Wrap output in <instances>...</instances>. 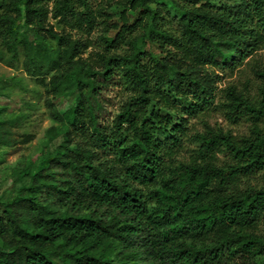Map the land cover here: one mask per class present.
Returning <instances> with one entry per match:
<instances>
[{
  "label": "trees",
  "instance_id": "obj_1",
  "mask_svg": "<svg viewBox=\"0 0 264 264\" xmlns=\"http://www.w3.org/2000/svg\"><path fill=\"white\" fill-rule=\"evenodd\" d=\"M153 1L118 0L123 23L106 38V51L85 57L90 44L65 27L96 24L90 0H0L8 65L24 59L26 72L46 87L52 118L67 127L0 200V264H253L264 254V180L252 183L264 172V96L258 107L229 87L225 105L233 117L250 114L251 134H198V156L180 166L173 161L186 119L174 123L153 108H176L177 99L186 104L181 113L207 108L216 70L264 46V0H171L183 11L179 32L163 28ZM127 10L139 16L129 20ZM140 39L165 54L142 50ZM119 43L127 50L111 52ZM112 86L127 94L106 124L104 92ZM71 94L75 101L59 111ZM163 128L168 136L159 138ZM56 136L53 126L50 139ZM219 152L229 155L223 165L215 161Z\"/></svg>",
  "mask_w": 264,
  "mask_h": 264
},
{
  "label": "rangeland",
  "instance_id": "obj_2",
  "mask_svg": "<svg viewBox=\"0 0 264 264\" xmlns=\"http://www.w3.org/2000/svg\"><path fill=\"white\" fill-rule=\"evenodd\" d=\"M201 1L221 6L239 3V0ZM201 1L197 4L200 5ZM90 2L96 13V24L91 29L82 30L70 26L65 27L66 32H71L74 37H79L90 44V47L83 53L85 57L91 54L94 56L98 51H106V38H112L117 30L115 26L119 27L123 23L121 17L123 10L117 7L118 0H90ZM151 6L158 9L164 17L161 18L163 28L179 32L180 19L183 15L180 8L175 6L171 0H154ZM125 15L129 20L139 16L133 10L125 11ZM49 20L56 30L60 31L64 28V25L51 15ZM139 30L140 28L136 30V33L140 32ZM49 46L57 47V41H49ZM138 46L142 50L165 54L158 46H152L141 39L138 41ZM127 48L119 43L111 47V52H125ZM0 56H2L0 58V200H7L14 193V189L21 184L17 179L18 171L35 165L42 154L48 153L59 144L67 127L52 118L50 109L45 103V98L48 96L46 87L40 79L26 72L24 59L21 58V62L12 67L8 65V53L2 52L1 47ZM54 73L55 71H51L45 76L46 82H49ZM216 74L214 99L209 101L208 107L199 113H181L183 106H186L181 99H177L176 108L153 107L161 115H171L174 123H178L181 116L186 119V134L183 136L181 149L173 161L176 166L189 164L196 159L201 145L200 139L197 138L198 134L223 133L237 139L251 134L253 121L249 117L250 114H242L240 117L230 115L229 108L225 105L227 103L226 90L229 87H235L245 98L254 102L258 107L260 106L264 96V46L234 68L216 70ZM13 77H15V82L10 81ZM104 94L108 98V106L103 120L108 124L118 112L127 93H124L120 87L112 86L105 90ZM75 98V94L67 96L58 105V110L63 112L75 101ZM53 126L56 127L57 136L51 140L50 128ZM259 126L264 128V115L259 121ZM168 132V129L163 128L158 133V137L164 138L168 136ZM28 136L31 140L26 142ZM215 161L223 165L229 161L228 153H217ZM263 180L264 172H260L252 183L261 184ZM252 262L253 264H264V254L253 257Z\"/></svg>",
  "mask_w": 264,
  "mask_h": 264
}]
</instances>
